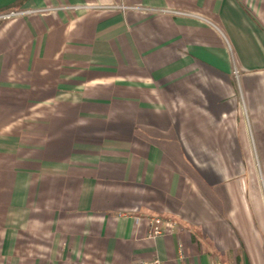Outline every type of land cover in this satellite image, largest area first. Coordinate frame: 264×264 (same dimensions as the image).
<instances>
[{
	"label": "crops",
	"instance_id": "1",
	"mask_svg": "<svg viewBox=\"0 0 264 264\" xmlns=\"http://www.w3.org/2000/svg\"><path fill=\"white\" fill-rule=\"evenodd\" d=\"M260 129L264 0H0V264H264Z\"/></svg>",
	"mask_w": 264,
	"mask_h": 264
},
{
	"label": "built area",
	"instance_id": "2",
	"mask_svg": "<svg viewBox=\"0 0 264 264\" xmlns=\"http://www.w3.org/2000/svg\"><path fill=\"white\" fill-rule=\"evenodd\" d=\"M74 7L75 8H91L90 5H82V6L78 5V6H74ZM122 8L123 9H126V8L140 9V7H126V6H122ZM15 14H16L15 12H10V13L3 15L2 17L9 18ZM136 222L139 223L140 218L137 217ZM149 225H150V228H149L148 236L150 238H156V237L160 236L161 234H163L165 229L168 226H170L171 228H174L175 226H177L178 221L175 219H171V218H164L162 216H152L149 218ZM180 249H181L180 258L183 259L185 254L183 251L182 244H180ZM139 264H163V261L159 257H155L149 262H142Z\"/></svg>",
	"mask_w": 264,
	"mask_h": 264
},
{
	"label": "rangeland",
	"instance_id": "3",
	"mask_svg": "<svg viewBox=\"0 0 264 264\" xmlns=\"http://www.w3.org/2000/svg\"><path fill=\"white\" fill-rule=\"evenodd\" d=\"M235 73H236V76H239L240 75L237 71H235ZM243 94H244L243 97H241V104H243V102H244L245 99L247 101V96L245 94V90L243 91ZM246 101H245V103H246ZM247 104H248V101H247ZM242 110L243 111L245 110V107L244 106H243V109ZM262 132H263V130L260 129L259 135H261L262 137H264ZM252 141H253V139H252ZM262 141L264 142V138L262 139ZM262 146L264 147V143L263 144H259L258 143V147H257L258 148V153H261V152L264 153V148H262ZM253 148H254V146H253ZM252 162H253L252 163V166H256L258 168L259 175H261L262 174L261 169H264V160L263 159H259V158L256 157V158L253 159Z\"/></svg>",
	"mask_w": 264,
	"mask_h": 264
}]
</instances>
